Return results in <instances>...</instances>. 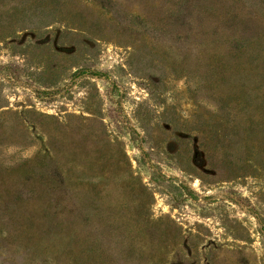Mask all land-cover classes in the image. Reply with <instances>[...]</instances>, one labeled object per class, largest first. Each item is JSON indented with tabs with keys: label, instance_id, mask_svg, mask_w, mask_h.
Here are the masks:
<instances>
[{
	"label": "rangeland",
	"instance_id": "obj_1",
	"mask_svg": "<svg viewBox=\"0 0 264 264\" xmlns=\"http://www.w3.org/2000/svg\"><path fill=\"white\" fill-rule=\"evenodd\" d=\"M257 215L264 0H0V264H264Z\"/></svg>",
	"mask_w": 264,
	"mask_h": 264
},
{
	"label": "trees",
	"instance_id": "obj_2",
	"mask_svg": "<svg viewBox=\"0 0 264 264\" xmlns=\"http://www.w3.org/2000/svg\"><path fill=\"white\" fill-rule=\"evenodd\" d=\"M241 198H242V197H240L239 200H241ZM239 200H238V201H239ZM243 200H244V199H243ZM238 201H237V202H238ZM240 202H241V201H240ZM242 205H243V204H242ZM259 216H260V215H259ZM259 216L257 215V217H258V219H259V223H260V225H261V226H260V230L264 233V218H262L261 216L259 217Z\"/></svg>",
	"mask_w": 264,
	"mask_h": 264
}]
</instances>
